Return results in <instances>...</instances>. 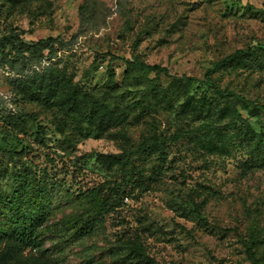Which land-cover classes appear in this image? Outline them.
<instances>
[{
  "label": "rangeland",
  "instance_id": "1",
  "mask_svg": "<svg viewBox=\"0 0 264 264\" xmlns=\"http://www.w3.org/2000/svg\"><path fill=\"white\" fill-rule=\"evenodd\" d=\"M256 44L264 0H0V264H264Z\"/></svg>",
  "mask_w": 264,
  "mask_h": 264
},
{
  "label": "trees",
  "instance_id": "2",
  "mask_svg": "<svg viewBox=\"0 0 264 264\" xmlns=\"http://www.w3.org/2000/svg\"><path fill=\"white\" fill-rule=\"evenodd\" d=\"M48 40H52V38H49ZM46 40L42 39L40 40L38 43H44ZM257 51H264V44H256L254 46H250L247 49H239L237 50L235 53L230 54L229 56L225 57L223 60L219 61L217 63V65H229L230 63H232L233 59L235 57H237L238 55L240 56H248V55H254L255 53H257ZM141 65L143 67L149 68H157L160 70H164L162 68H160L159 66H150L148 64H145L143 62H141ZM206 78H207V83H209L214 90L219 93L220 95H236L234 94L233 91L230 90H222L221 87L215 83L212 78L210 77V72H208L206 74ZM185 79L188 81H193L195 80V78L193 77H188L185 76ZM166 142V140H163V143ZM94 194L99 198V204L101 205H107L109 203L108 199L104 198L102 196V187H96L93 189ZM17 201L14 203V209L16 211V222L17 224H15L14 226V231H15V235L18 239V241H20L21 243H28L31 241L33 234L35 232L36 229V225L32 224V223H28L27 221V217L26 214L22 211V199L23 197H25V193L21 191V189H17ZM1 198V195H0ZM28 203L30 206H34V207H38L40 206L41 202L39 199V196H36L35 194H30L27 198ZM247 253L249 256V259L252 262H255V254L252 250V247L249 245L247 247Z\"/></svg>",
  "mask_w": 264,
  "mask_h": 264
}]
</instances>
